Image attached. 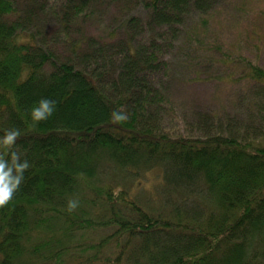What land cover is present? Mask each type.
Instances as JSON below:
<instances>
[{
    "label": "trees",
    "instance_id": "16d2710c",
    "mask_svg": "<svg viewBox=\"0 0 264 264\" xmlns=\"http://www.w3.org/2000/svg\"><path fill=\"white\" fill-rule=\"evenodd\" d=\"M223 1L0 0V264H264V96L177 98L210 56L264 88Z\"/></svg>",
    "mask_w": 264,
    "mask_h": 264
},
{
    "label": "rangeland",
    "instance_id": "374dc122",
    "mask_svg": "<svg viewBox=\"0 0 264 264\" xmlns=\"http://www.w3.org/2000/svg\"><path fill=\"white\" fill-rule=\"evenodd\" d=\"M250 2L256 4L254 5L252 13L248 9L249 6L240 8L239 0H224L223 4L226 5H219L221 15H219L220 22L217 26L220 27L221 33L216 34L215 38L230 48L234 54L238 55L242 51L243 54L249 57L258 55L260 64L264 66V41L261 40L259 42L257 39H254L255 35L264 39V0H251ZM228 12L236 14L237 16H244V21L241 19L232 20L228 16ZM115 14V9H108V12L104 13L102 17L103 24L111 25ZM253 23L258 24L254 29ZM91 28V30L97 28L96 23L91 25ZM105 28L103 32L106 30ZM249 32L251 34L248 36ZM239 43L243 46L242 48L239 47ZM209 58L214 63L209 65V68L206 70L207 73L203 74L202 78L207 77L209 74L211 76L210 79L208 81H202L201 78L197 83L178 88L177 91H180V93H177V98H182V104L187 107L195 104L203 107L210 106L214 110L218 108L221 116L222 108H226L230 114H233L236 109H240L241 112L238 115L245 119L246 115L243 113V110L247 102L250 103L254 97L264 96V88H249L252 82L248 80L247 76L241 77L242 79L237 78L240 73L244 72L241 71L242 65L219 63L216 58L211 56ZM223 67L231 69L232 76L227 78L226 81H221L213 77V75L220 76V72H223ZM240 99H242V104L236 108L238 100ZM257 124L254 123L255 126ZM262 133L264 134V131ZM156 173L153 171L146 174V186L151 187L156 183ZM90 237L94 238L95 241L99 240V236L94 232ZM99 262L101 261L95 264Z\"/></svg>",
    "mask_w": 264,
    "mask_h": 264
},
{
    "label": "clouds",
    "instance_id": "9594fccd",
    "mask_svg": "<svg viewBox=\"0 0 264 264\" xmlns=\"http://www.w3.org/2000/svg\"><path fill=\"white\" fill-rule=\"evenodd\" d=\"M12 195V188H0V205H3Z\"/></svg>",
    "mask_w": 264,
    "mask_h": 264
}]
</instances>
